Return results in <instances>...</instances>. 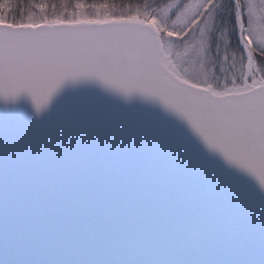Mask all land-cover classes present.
<instances>
[{
  "label": "snow or ice",
  "instance_id": "1",
  "mask_svg": "<svg viewBox=\"0 0 264 264\" xmlns=\"http://www.w3.org/2000/svg\"><path fill=\"white\" fill-rule=\"evenodd\" d=\"M0 264H264V0H0Z\"/></svg>",
  "mask_w": 264,
  "mask_h": 264
}]
</instances>
